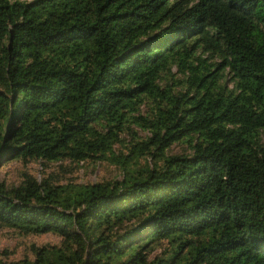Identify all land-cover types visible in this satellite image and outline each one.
<instances>
[{
    "label": "trees",
    "instance_id": "1",
    "mask_svg": "<svg viewBox=\"0 0 264 264\" xmlns=\"http://www.w3.org/2000/svg\"><path fill=\"white\" fill-rule=\"evenodd\" d=\"M65 160L122 179L0 181V264H264V0H0V169Z\"/></svg>",
    "mask_w": 264,
    "mask_h": 264
},
{
    "label": "rangeland",
    "instance_id": "2",
    "mask_svg": "<svg viewBox=\"0 0 264 264\" xmlns=\"http://www.w3.org/2000/svg\"><path fill=\"white\" fill-rule=\"evenodd\" d=\"M139 135L146 133L135 128ZM124 143L130 140L129 137H122ZM115 153H118L116 146ZM185 147L182 144L174 143L170 147V152H183ZM44 163L40 161L31 162L27 166L11 161L2 169H0V181L6 183H14L20 178L22 170H28L33 173L36 178L40 179L44 173L51 170L56 171L59 175H63L68 181L78 183H95L99 181L121 180L122 173L115 161L102 160L94 165H89L80 162L78 165L71 163L68 160L63 162L52 163L48 165L49 168L44 167ZM59 242L57 236L51 234H43L40 236L21 237L17 232L11 229L0 226V259L5 262L12 260H20L24 257H33V249L42 245H55Z\"/></svg>",
    "mask_w": 264,
    "mask_h": 264
}]
</instances>
